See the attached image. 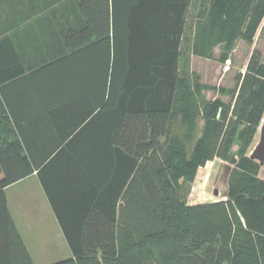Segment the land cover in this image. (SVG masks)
<instances>
[{
  "label": "trees",
  "instance_id": "16d2710c",
  "mask_svg": "<svg viewBox=\"0 0 264 264\" xmlns=\"http://www.w3.org/2000/svg\"><path fill=\"white\" fill-rule=\"evenodd\" d=\"M67 3L79 8L65 14L76 23L67 54L39 70L47 84H66L50 70L70 58L72 85L93 90L92 107L52 156L0 139V162L11 165L0 169V264H33L4 188L34 170L72 254L47 264H264V178L249 157L264 119L261 53L251 51L231 87L191 70V56L211 60L218 47L225 64L238 41L264 36V0ZM215 158L232 166L226 199L188 204L198 169ZM55 162L64 168L53 188Z\"/></svg>",
  "mask_w": 264,
  "mask_h": 264
},
{
  "label": "crops",
  "instance_id": "0c3cea01",
  "mask_svg": "<svg viewBox=\"0 0 264 264\" xmlns=\"http://www.w3.org/2000/svg\"><path fill=\"white\" fill-rule=\"evenodd\" d=\"M65 2L0 0V78H9L0 83V108L4 110L0 111V139L17 140L22 155H54L52 149L59 146L58 142L71 139L72 129L85 122L92 107L84 98L90 97L87 94L93 90L72 85L75 74L70 58H64L50 70V75L59 76L66 84H47L49 80L44 82L45 73L39 70L67 54L64 35L76 28V23L73 15L65 14H74L79 8ZM85 139L88 138L82 136L81 140ZM81 153L78 145L73 154ZM1 167L10 170V162H2ZM63 168L55 162L47 171L48 184L53 188L58 187L56 173ZM4 191L7 209L33 264L53 263L72 256L36 170L7 185Z\"/></svg>",
  "mask_w": 264,
  "mask_h": 264
},
{
  "label": "rangeland",
  "instance_id": "374dc122",
  "mask_svg": "<svg viewBox=\"0 0 264 264\" xmlns=\"http://www.w3.org/2000/svg\"><path fill=\"white\" fill-rule=\"evenodd\" d=\"M253 49L260 51L264 61V36L260 31L257 32L252 45L238 41L230 59L225 64H221L216 60L220 53V49L216 47L213 51L214 59L208 60L194 56L191 59V70L200 75L201 82L231 87L234 85L236 74L241 73V69H245L246 62ZM205 96L213 99L218 95L211 91H206ZM221 98L227 99L226 97ZM231 167L229 163L215 158L199 168L187 197L188 204L226 199V182ZM260 176L264 178V165L261 166ZM214 190H217L218 194H214Z\"/></svg>",
  "mask_w": 264,
  "mask_h": 264
},
{
  "label": "water",
  "instance_id": "95a60500",
  "mask_svg": "<svg viewBox=\"0 0 264 264\" xmlns=\"http://www.w3.org/2000/svg\"><path fill=\"white\" fill-rule=\"evenodd\" d=\"M249 157L257 161L260 164V166L264 165V119L259 128L257 142L253 147V149L251 150ZM214 194H218V191L214 190Z\"/></svg>",
  "mask_w": 264,
  "mask_h": 264
},
{
  "label": "built area",
  "instance_id": "2783aa9c",
  "mask_svg": "<svg viewBox=\"0 0 264 264\" xmlns=\"http://www.w3.org/2000/svg\"><path fill=\"white\" fill-rule=\"evenodd\" d=\"M241 73H244V69L241 71Z\"/></svg>",
  "mask_w": 264,
  "mask_h": 264
}]
</instances>
